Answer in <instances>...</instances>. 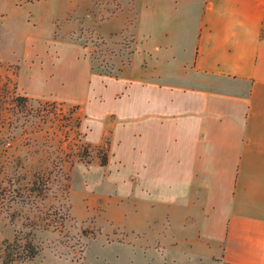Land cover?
Here are the masks:
<instances>
[{
	"label": "rangeland",
	"instance_id": "374dc122",
	"mask_svg": "<svg viewBox=\"0 0 264 264\" xmlns=\"http://www.w3.org/2000/svg\"><path fill=\"white\" fill-rule=\"evenodd\" d=\"M199 12L198 0H46L35 8L60 62L46 68V96L22 100L18 67L0 65V244L12 245L20 230L10 252L18 246L23 254L28 242L39 248L31 261L8 264L198 262L169 263L150 251L163 246L155 240L164 211L137 191L132 136L141 94L135 82L152 75L156 58L167 80L195 84L183 72L191 55L185 28ZM35 179L41 195L30 191ZM209 262L206 255L197 264Z\"/></svg>",
	"mask_w": 264,
	"mask_h": 264
},
{
	"label": "crops",
	"instance_id": "0c3cea01",
	"mask_svg": "<svg viewBox=\"0 0 264 264\" xmlns=\"http://www.w3.org/2000/svg\"><path fill=\"white\" fill-rule=\"evenodd\" d=\"M45 1L0 0V65L18 67L17 89L33 99L60 62L35 13ZM198 1L183 65L195 84L167 80L157 58L135 82L137 191L164 211L163 246L149 250L169 263L264 264V0Z\"/></svg>",
	"mask_w": 264,
	"mask_h": 264
},
{
	"label": "trees",
	"instance_id": "16d2710c",
	"mask_svg": "<svg viewBox=\"0 0 264 264\" xmlns=\"http://www.w3.org/2000/svg\"><path fill=\"white\" fill-rule=\"evenodd\" d=\"M19 99L22 100V99H26V98L25 97H19ZM107 163H108V155H107V153H102V155L100 156V166L104 167L107 165ZM38 179H35L33 181L32 188L30 191L36 192L38 195H41V193L43 192L44 189H43V186H40V182H38L39 181ZM45 189H47V188L45 187ZM1 191H0V197L2 196ZM0 218H1V209H0ZM14 219H15V216L12 215L10 220H9L11 224H13ZM20 233H21L20 230L14 231V240L12 242V245L7 243L6 239L2 240V243L0 244V258H1L2 264L10 263L11 261L14 260V257H16V259L19 261H25V260L31 261L32 259H34L38 255L39 248L30 242L26 243L24 248H23V254L24 255L18 253V250H17L18 246H16V248H14L15 252L12 253L9 251V249H10L9 246L13 247L17 244V242L20 238Z\"/></svg>",
	"mask_w": 264,
	"mask_h": 264
}]
</instances>
